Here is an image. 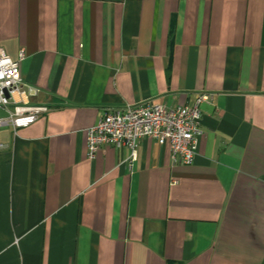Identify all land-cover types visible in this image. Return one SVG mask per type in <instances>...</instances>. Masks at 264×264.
Masks as SVG:
<instances>
[{"label":"crops","instance_id":"0c3cea01","mask_svg":"<svg viewBox=\"0 0 264 264\" xmlns=\"http://www.w3.org/2000/svg\"><path fill=\"white\" fill-rule=\"evenodd\" d=\"M0 44L51 107L0 127V264H264V0H0ZM200 92L192 164L89 157L109 109Z\"/></svg>","mask_w":264,"mask_h":264},{"label":"built area","instance_id":"2783aa9c","mask_svg":"<svg viewBox=\"0 0 264 264\" xmlns=\"http://www.w3.org/2000/svg\"><path fill=\"white\" fill-rule=\"evenodd\" d=\"M25 57L22 50L18 59H13L0 44V109L7 111L0 116V127L11 126L14 131L51 110L49 105L29 102L37 90L23 83L21 65ZM211 99V93L200 92L193 104L178 107L144 101L109 109L88 129V155L94 158L102 146L113 145L130 147L131 160H135L139 139L148 137L170 147L173 164H192L203 135L201 104Z\"/></svg>","mask_w":264,"mask_h":264},{"label":"rangeland","instance_id":"374dc122","mask_svg":"<svg viewBox=\"0 0 264 264\" xmlns=\"http://www.w3.org/2000/svg\"><path fill=\"white\" fill-rule=\"evenodd\" d=\"M3 114V112L0 110V115H2Z\"/></svg>","mask_w":264,"mask_h":264}]
</instances>
